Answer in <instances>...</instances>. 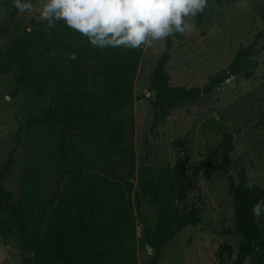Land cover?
<instances>
[{
    "label": "rangeland",
    "instance_id": "374dc122",
    "mask_svg": "<svg viewBox=\"0 0 264 264\" xmlns=\"http://www.w3.org/2000/svg\"><path fill=\"white\" fill-rule=\"evenodd\" d=\"M31 2L34 6L31 11L20 12L13 0H0V29H3L0 53L24 29L48 26L39 15L38 0ZM188 22L194 24L193 30L180 37L171 36L169 45L167 38L142 46L134 100L116 115L111 127L98 128L89 122L70 127L65 140L66 153L36 130L22 132L16 144L19 123L45 108L47 100L31 98L23 87L17 86L15 70L0 73V167L16 145V161L3 185L16 200L21 195L24 168L31 167L39 203L34 205L36 210L38 205L47 207L51 197L55 200L79 171L90 177H108L120 182L131 179L140 197L136 203L133 190L136 260L125 264H150L154 252L147 236H160L168 230H174V235L161 245L159 259L153 264L233 262L240 236L235 232L229 178L227 173L209 164V155L219 149L224 132L233 134L230 173L238 177L244 167L251 182L264 183V34L252 54L248 67L251 76L232 75L212 92L175 105L164 118L159 117L145 97L159 98L150 84L157 59L165 50L170 53L165 70L170 74L171 85H202L226 67L239 47L247 45L264 29V0H208L200 21L195 16L189 17ZM78 37L86 38L81 34ZM85 43L89 53L80 66L81 88L75 95L74 106H81L83 115L90 121L86 110L96 97L88 80L96 68L99 49L87 38ZM109 128L107 137L102 131ZM100 134L103 139L99 138ZM184 150L189 155L188 172L198 186L178 202L171 189V167ZM191 202L196 203L203 220L195 225L168 226L167 214L188 209ZM14 232L10 223H1L0 264H23L20 241ZM224 241L231 244V251L220 261L217 250ZM106 258L97 264H104ZM258 258L264 259V250L256 249L244 264H255Z\"/></svg>",
    "mask_w": 264,
    "mask_h": 264
},
{
    "label": "trees",
    "instance_id": "16d2710c",
    "mask_svg": "<svg viewBox=\"0 0 264 264\" xmlns=\"http://www.w3.org/2000/svg\"><path fill=\"white\" fill-rule=\"evenodd\" d=\"M198 22L201 13L198 15ZM3 29H0V33ZM264 34L260 30L247 45H241L229 64L216 71L202 85H171L170 74L165 65L170 57L169 50L163 51L157 59L150 87L159 98L145 96L164 118L177 104L195 100L212 92L218 85L237 73L252 75L248 67L258 39ZM79 32L69 28L63 20L55 27L44 29H24L22 34L7 45L0 53V73L16 71L17 86L23 87L31 98L46 97L45 108L29 115L19 123L16 130V144L22 132L41 131L50 143H56L58 150L65 151L68 129L79 122L95 127H111L115 118L134 98V81L143 49L125 47L99 48L96 68L88 84L95 100L88 103L86 112L90 121L82 113L81 106H74L75 95L81 85L78 75L82 60L89 49ZM180 37L181 34H174ZM170 38V37H169ZM168 38V45L171 43ZM80 39V40H79ZM75 53L77 59H69ZM110 128L102 131L110 136ZM85 131V130H84ZM103 139V134H100ZM55 141V142H54ZM11 147L0 167V218L14 228L20 241L23 264H97L107 257L104 264H125L136 260L135 220L132 201L133 182L110 180L108 177H90L81 171L73 174L71 185L50 198L47 207L35 210L36 184L32 168H24L21 195L14 200V194L3 185V180L11 173L16 159ZM233 134L224 132L219 149L209 155L212 167L228 174V192L232 195L235 216V232L240 236L238 249L231 264H244L248 255L256 249L264 250V227L253 218L252 207L264 197V183L251 182L242 167L238 177L232 175ZM189 155L186 150L179 153L171 167V189L178 202H182L187 192L197 188V183L188 172ZM130 175H133V170ZM251 183L253 189L247 190ZM136 203L140 202L138 191L134 190ZM39 204V203H38ZM43 208V209H42ZM203 220L195 202L181 212L174 211L166 216L167 225L183 227ZM264 222V217L261 218ZM231 232V230H227ZM174 235V230L162 235L147 236L153 249L150 264L160 256L161 245ZM231 251V244L224 241L217 250L222 261ZM255 264H264L258 258Z\"/></svg>",
    "mask_w": 264,
    "mask_h": 264
},
{
    "label": "clouds",
    "instance_id": "9594fccd",
    "mask_svg": "<svg viewBox=\"0 0 264 264\" xmlns=\"http://www.w3.org/2000/svg\"><path fill=\"white\" fill-rule=\"evenodd\" d=\"M20 12L33 9L31 0H13ZM208 6V0H38L39 15L49 28L63 20L74 31L99 48L138 49L153 41L193 30L188 22ZM69 59L75 60V53ZM251 191L253 185H246ZM253 218L264 222V197L253 205Z\"/></svg>",
    "mask_w": 264,
    "mask_h": 264
}]
</instances>
